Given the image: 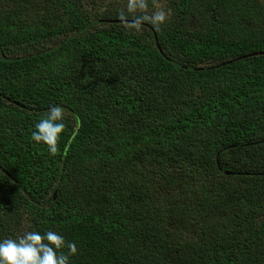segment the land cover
Here are the masks:
<instances>
[{
	"label": "trees",
	"instance_id": "obj_1",
	"mask_svg": "<svg viewBox=\"0 0 264 264\" xmlns=\"http://www.w3.org/2000/svg\"><path fill=\"white\" fill-rule=\"evenodd\" d=\"M133 2L0 0V238L59 232L70 264H264V0H145L166 20L139 29ZM53 104L50 154L31 133Z\"/></svg>",
	"mask_w": 264,
	"mask_h": 264
},
{
	"label": "clouds",
	"instance_id": "obj_2",
	"mask_svg": "<svg viewBox=\"0 0 264 264\" xmlns=\"http://www.w3.org/2000/svg\"><path fill=\"white\" fill-rule=\"evenodd\" d=\"M128 7L136 13L135 27L139 29L144 20L159 27L166 20L163 10L145 15V0H134ZM124 19L125 13H120ZM65 110L59 104L50 105L46 113L35 123L31 140L44 145L50 154L58 149V142L65 129ZM66 249V251H65ZM77 254L75 242L65 240L59 232L29 230L18 237L0 238V264H70Z\"/></svg>",
	"mask_w": 264,
	"mask_h": 264
},
{
	"label": "rangeland",
	"instance_id": "obj_3",
	"mask_svg": "<svg viewBox=\"0 0 264 264\" xmlns=\"http://www.w3.org/2000/svg\"><path fill=\"white\" fill-rule=\"evenodd\" d=\"M100 1H102L103 3H106V4H108L110 1H112V0H100ZM118 1H121V0H118Z\"/></svg>",
	"mask_w": 264,
	"mask_h": 264
}]
</instances>
